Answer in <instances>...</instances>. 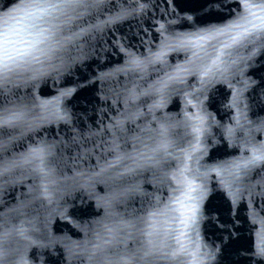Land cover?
<instances>
[{"label": "water", "instance_id": "95a60500", "mask_svg": "<svg viewBox=\"0 0 264 264\" xmlns=\"http://www.w3.org/2000/svg\"><path fill=\"white\" fill-rule=\"evenodd\" d=\"M20 2L0 0V17ZM248 2L251 5L264 4V0ZM114 3L117 7L106 8L102 14L94 12L85 17L88 23H78H83L86 28L91 24H100L114 18L120 7L129 9L130 14L108 24L102 31L94 32L90 38L85 37L86 43L79 41L84 54L73 49L74 61L69 66L56 72L45 63V75L38 81H27L30 73H25L13 77L14 83L0 89L3 93L0 94V111L12 107L10 102L31 103L33 97L37 102L55 101L59 97V109L65 116L61 121L49 114V120L36 130L26 132L23 137L17 132L18 139L9 146V156H18L41 143L53 146V155L49 160L55 172L43 181L48 185L46 193L42 191L41 178L27 165L13 170L7 179L0 178V232L5 229L13 231L14 241H19L25 249L23 255L27 264L81 262L63 245L47 249L28 246L15 232L16 228H23L33 239L47 230L74 248L76 242L92 238L89 230L97 227L95 221L104 216V209L99 205L109 199L118 187L126 188L130 182L139 184V190L127 194L122 202L116 204V210L126 215L136 209L138 214L145 215L157 197L164 202L171 196L181 197L179 190L173 192V189L182 186L179 170L185 163L193 169L197 167L195 160L185 159L187 154L198 157L201 163L209 167L222 161L250 157L252 153L248 146L243 145L242 140L221 136V125L235 126L239 112L230 105L237 89L242 91L239 111H243L249 121L259 123L264 120V50L259 48L241 49L238 54H234L233 59L237 60V64L232 66L227 79L220 75L214 79L203 77L206 85H202V75L187 76L186 83L181 86L184 91L172 92L166 97L163 107L153 109L151 113L149 108L159 102L158 95H138L128 103L126 100L130 89L141 93L158 76H163V73L157 71L163 65L150 68L143 80L139 74L116 71L126 64L125 51L142 58L158 50L161 40L169 33L203 32L210 25L222 24L243 11L242 6L234 0H114ZM139 4L145 5L143 11L139 9ZM253 11L260 12L255 7ZM162 24L169 29L163 36L160 30ZM6 28L7 25L0 23V31ZM191 39L206 43L198 41L195 36ZM194 50L200 51L199 48ZM240 56L245 59L239 60ZM165 59L168 65L166 71L171 72L177 65H183L194 58L192 51L177 50L169 51ZM53 63L59 66V61ZM102 74L110 75L101 82L97 77ZM92 81H96L95 84ZM238 81L247 83V88H243ZM201 90L203 95L200 96L199 104L196 100L191 105L186 103L191 99L187 93L199 95ZM65 92L67 95L61 96ZM132 105H135L133 110H139L144 116L126 127L135 129L141 136L143 142L138 143L137 147L142 151L150 152L156 148L160 137L155 131L141 132V129H158L162 123L172 125L167 137L169 153L166 155L169 165L166 171L169 175L163 184L147 182L152 180L151 172H145L134 180L126 178L119 186L98 182L99 177L94 175L105 166L106 161L113 159L104 149L103 142L111 139L107 129L119 112L126 111ZM196 117H202L204 123L200 125ZM28 118L32 120L34 116L30 114ZM185 121L201 126L203 131L194 133L191 126L185 127ZM254 135L256 143H264V131ZM128 151H132L131 147ZM185 175L188 180L194 179L193 174ZM219 180L215 172L209 173V188L217 185ZM241 187L242 198L232 206L231 218L228 215L229 201L213 192L206 203V215H211L215 223L202 220L195 230L186 229L187 236H180L189 251H196L192 242L197 241L201 251L211 253V256H189L184 253L172 264H241L251 257V253L244 249L256 240L257 232L264 231V224L260 222L264 218V164L256 165L247 176H243ZM175 207L179 209L181 206L175 204ZM61 209L66 213L63 216L60 215ZM222 224L224 227H221ZM251 260L255 264V257H251ZM84 264H88V261L85 260Z\"/></svg>", "mask_w": 264, "mask_h": 264}, {"label": "snow or ice", "instance_id": "6c2138e0", "mask_svg": "<svg viewBox=\"0 0 264 264\" xmlns=\"http://www.w3.org/2000/svg\"><path fill=\"white\" fill-rule=\"evenodd\" d=\"M234 2L242 6L243 11L236 13L222 24L210 25L203 32L169 33L161 40L158 50L151 51L142 58L125 51L126 64L116 71L139 74L140 79L143 80L149 74L150 68L155 69L156 65H163L157 70L158 73H163V76H158L155 82L141 93L130 89L126 103L135 100L138 95H158L160 100L149 108L151 113L153 109L162 108L166 97L172 92L184 91L181 86L186 83L187 76L202 75V85H206L203 77L214 79L220 75L227 79L228 72L237 64V60L233 59L234 54H238L241 49L264 50V4L251 5L248 0H234ZM110 7H117L114 0H21L20 4L0 17V23L7 25L5 30L0 31V89L6 88L9 83H14L13 77H20L25 73H30L27 81H38L45 75L43 71L45 63L56 72H60L62 67L69 66L74 61L73 49L84 54L79 41L86 43L85 37L90 38L94 32H100L108 24L124 19L130 14L129 9L120 7L114 18L102 21L100 24H91L87 28L83 26V23H88L85 20L86 16H91L94 12L102 14ZM138 7L143 11L145 5L139 4ZM254 7L260 12L253 11ZM9 21L15 23L10 24ZM160 30L162 36L165 32H169L163 24L160 25ZM193 36L197 37L198 41L206 43L193 41L191 39ZM221 37L225 39L220 40ZM196 48L200 51H195ZM177 50L192 51L194 59L188 60L183 65H177L171 72L166 71L168 65L165 57L169 51ZM244 59L243 56L239 57L241 61ZM53 61H59V66ZM197 61L200 63L198 64ZM34 65L41 67L37 68ZM107 75L110 74H102L97 80L102 82ZM95 82L91 83L95 84ZM238 82L243 88H247V83ZM32 86L35 87V83ZM64 95L67 93H61V96ZM186 95L191 96V99L186 101L187 104L191 105L193 100L199 104L203 91L201 90L199 95L194 93ZM241 96L242 91L237 89L230 105L239 112L235 126L221 125L223 128L221 136L242 140L243 145L249 147L251 156L222 161L209 167L201 163L198 157H194L191 153L187 154L185 159L195 160L197 167L193 169L185 163L179 170L182 186L173 189V192L179 190L182 198L171 196L167 202H164L157 197L155 204L146 211L145 215L138 214L136 209L124 215L116 210V204L122 202L127 194L137 192L139 184L130 182L126 188L118 187L109 199L99 205L104 209V216L95 221L97 227L89 230L92 238L76 242L74 248L69 247L65 240L47 230L42 231L35 239L23 228H16L15 232L27 242L28 246L47 249L63 245L74 258L80 260L81 264H84L85 260L88 264H162V262L172 264L184 253L189 256H211V253L201 251V245L197 241L192 242V247L196 251H189L181 242L180 236H187L186 229L195 230L202 220L215 223L211 215H206V203L213 192L219 193L229 201L228 215L231 218L232 206L242 198V177L247 176L256 165L264 164V143H256L254 135L256 132L264 131V120L259 123L249 121L243 111H239ZM10 103L12 107H5L0 111V178L7 179L13 170L27 165L41 178V188L46 193L48 185L43 181L55 172L49 160L53 155V146L41 143L18 156H9L8 152L10 144L18 139L17 132L23 137L26 132L36 130L49 120V114L56 120L65 119L59 109V97L55 101L37 102L33 97L31 103L25 101L19 104ZM133 108L135 105L124 112H119L107 129L111 139L103 142L104 149L113 156V159L106 161L105 166L94 173L99 177L98 182L119 186L126 178L134 180L145 172L152 173V180L147 181L149 183L156 181L163 184L164 179L168 178L167 137L172 125L162 123L158 129H141V132L155 131L160 137L156 148L151 149L150 152L142 151L137 147L138 143L143 142L141 136L135 132V129L126 127L144 116V113ZM30 114L34 119L29 120ZM196 120L200 121V125L204 123L202 117H196ZM188 126L192 127L194 133L199 134L203 131L201 126L185 121V127ZM129 147L132 151H128ZM211 172H215L220 180L210 189L208 180ZM186 173L193 174L194 179L188 180ZM175 204H180L181 207L177 209ZM65 214L61 209L60 215ZM260 222L264 224V218H261ZM221 227H224V224ZM24 250L19 241H14L12 230L5 229L0 232V264H27L23 255ZM244 251L255 257V264H264V231L257 232L256 240ZM251 257L241 264H252Z\"/></svg>", "mask_w": 264, "mask_h": 264}]
</instances>
